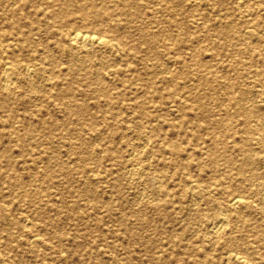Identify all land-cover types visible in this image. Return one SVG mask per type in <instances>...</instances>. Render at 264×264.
Instances as JSON below:
<instances>
[{"label": "rangeland", "instance_id": "374dc122", "mask_svg": "<svg viewBox=\"0 0 264 264\" xmlns=\"http://www.w3.org/2000/svg\"><path fill=\"white\" fill-rule=\"evenodd\" d=\"M246 263L264 0H0V264Z\"/></svg>", "mask_w": 264, "mask_h": 264}, {"label": "bare ground", "instance_id": "6f19581e", "mask_svg": "<svg viewBox=\"0 0 264 264\" xmlns=\"http://www.w3.org/2000/svg\"><path fill=\"white\" fill-rule=\"evenodd\" d=\"M239 1V0H238ZM239 6V5H238ZM246 19V18H245ZM249 30V29H248ZM246 32V31H245ZM89 33V32H88ZM91 34H92V32H91ZM91 34H85V33H81V32H79V30L77 31H74L72 34H71V36L69 37L72 41H73V43L75 42V44H79V46L81 45V46H84V48L86 47V46H88V45H90V44H98L97 46H99V44H101L102 43V41L105 39H103L102 40V37H96V36H93V35H91ZM107 40V39H106ZM105 41V40H104ZM108 41H109V39H108ZM8 43V42H7ZM71 43V42H70ZM112 43V42H111ZM116 43V42H115ZM103 44V43H102ZM108 44V43H107ZM106 44V45H107ZM113 44H114V42H113ZM90 46H92V45H90ZM100 47V46H99ZM6 60V59H5ZM73 60V59H72ZM12 63V62H11ZM5 64V63H4ZM6 67V66H5ZM6 68H8V67H6ZM27 73V72H26ZM8 74H9V72H8ZM4 75V74H3ZM29 75V74H28ZM30 76V75H29ZM4 78H7V77H5V76H3ZM11 77V76H10ZM13 79H11V81H12ZM5 82L7 81V80H4ZM10 82V81H9ZM9 84V83H8ZM4 86H6V88H7V86H9V85H5V83H4ZM7 91V90H6ZM148 140V139H147ZM148 142V141H147ZM142 146V145H141ZM145 146V145H144ZM144 148V147H143ZM139 151V150H138ZM137 154V153H136ZM130 158H132V157H130ZM137 169V168H136ZM137 171H138V169H137ZM142 171V170H141ZM139 172V171H138ZM142 173V172H141ZM142 176V175H141ZM93 177V176H92ZM193 185V184H192ZM189 187V186H188ZM158 189H159V187H158ZM143 191V190H142ZM193 191V190H192ZM140 199H142V198H140ZM244 201L243 199H239V197L237 198V197H235V198H232L231 200H230V202H229V205L230 206H235L236 207V205L239 203V201L240 202H242V201ZM140 201V200H139ZM194 205V204H193ZM234 210V209H233ZM220 216V215H219ZM221 216H222V213H221ZM223 217V216H222ZM225 217V216H224ZM226 218V217H225ZM223 220L224 219H222L221 217H217L215 220H214V222H213V226H212V228L214 229V233H217V231H218V228H220L221 226H222V224H225L224 222L225 221H227V220H225L224 222H223ZM27 222V221H26ZM28 224V223H27ZM224 226V225H223ZM29 227V226H28ZM209 227V226H208ZM212 229V230H213ZM215 229H217V231L215 230ZM220 231V230H219ZM37 237V236H36ZM31 243V242H30ZM29 243V244H30ZM228 254H229V252H228ZM227 254V255H228ZM230 256H229V258H231V259H233V260H238V256L235 254V255H232V254H229ZM241 256V255H240ZM242 257V256H241ZM227 258V257H226ZM228 259V258H227ZM240 259V258H239ZM245 259V258H244ZM230 260V259H229ZM228 261V260H227ZM235 263V262H234ZM247 264V263H246Z\"/></svg>", "mask_w": 264, "mask_h": 264}]
</instances>
